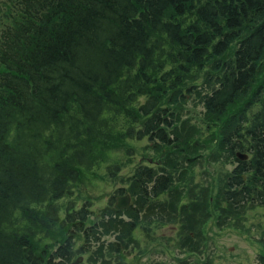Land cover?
<instances>
[{
	"label": "trees",
	"instance_id": "trees-1",
	"mask_svg": "<svg viewBox=\"0 0 264 264\" xmlns=\"http://www.w3.org/2000/svg\"><path fill=\"white\" fill-rule=\"evenodd\" d=\"M10 2L11 21L0 28V264H69L77 236L98 242L100 228L116 233L109 246L118 255L143 221L152 224L150 208L173 194L175 178L162 166L138 165L129 177L132 204L111 205L100 225L86 224L87 204L61 213L57 201L95 166L92 142L97 148L112 135L105 117L125 115L124 136L147 138L156 150L175 147L172 107L191 93L188 81L203 85L193 92L216 119L243 100L221 136L236 165L220 197L232 211L248 201L264 206V83L255 88L264 67V0ZM236 150L249 158H236ZM179 202L170 204V223L180 239L191 229ZM17 214L28 222L24 230ZM57 225L66 238L38 249L36 231ZM262 249L259 264L264 237Z\"/></svg>",
	"mask_w": 264,
	"mask_h": 264
},
{
	"label": "rangeland",
	"instance_id": "rangeland-1",
	"mask_svg": "<svg viewBox=\"0 0 264 264\" xmlns=\"http://www.w3.org/2000/svg\"><path fill=\"white\" fill-rule=\"evenodd\" d=\"M12 6L10 0H0V28L11 21ZM187 83L191 93H186L185 100L172 107L178 115L181 138L175 147L156 150L147 138L137 140L124 136L126 126L131 125L125 115L105 117L112 135L102 137L98 143L104 142L97 148L92 142L93 153L97 156L95 166L81 170L68 193L57 201L61 213L69 204L74 208L87 204L91 213L86 224H102L106 220L105 210L111 205L114 207L116 197L128 192L129 177L141 164L170 170L175 178L173 194L156 201L157 206L149 210L152 224L143 221L144 224L123 241L120 254L116 255L109 246L118 240L116 233L104 234L100 228L98 242H87L81 234L77 236L71 262L80 258L76 264H259V254L263 252L264 206L248 201L232 211L222 207L225 204L220 197L226 178L236 165L235 158L221 145V136L227 120L241 110L239 105L243 100L235 102L224 117L216 119L200 102L198 91L203 92V85ZM263 83L264 67L261 66L255 88H261ZM194 86L201 88L193 92ZM143 99L140 98V102ZM68 130L70 126L63 129L72 135ZM120 188L124 190L122 194L118 193ZM178 201L188 209L182 215L188 218L187 229H191L180 239L170 223L175 213L170 204ZM13 218L16 226L22 230L26 228L22 224L28 222L20 214ZM161 218L164 222H160ZM65 228L57 225L47 234L45 229L37 230L33 238L35 246L40 249L47 244L49 250H53L66 238L68 229ZM83 247L87 251H81ZM103 258L110 260L102 261Z\"/></svg>",
	"mask_w": 264,
	"mask_h": 264
},
{
	"label": "water",
	"instance_id": "water-1",
	"mask_svg": "<svg viewBox=\"0 0 264 264\" xmlns=\"http://www.w3.org/2000/svg\"><path fill=\"white\" fill-rule=\"evenodd\" d=\"M237 156H239L240 159H246L247 155L246 154H240L237 153ZM131 203V197L129 194H125L122 196H118L116 198V202L114 204L116 209H122V208H126L127 206H129V204ZM79 261V260H78ZM77 262H74L72 264H76Z\"/></svg>",
	"mask_w": 264,
	"mask_h": 264
}]
</instances>
